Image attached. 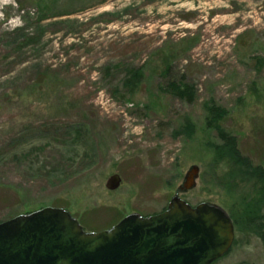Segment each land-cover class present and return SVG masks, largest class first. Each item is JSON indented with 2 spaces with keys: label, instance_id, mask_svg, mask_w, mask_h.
<instances>
[{
  "label": "rangeland",
  "instance_id": "374dc122",
  "mask_svg": "<svg viewBox=\"0 0 264 264\" xmlns=\"http://www.w3.org/2000/svg\"><path fill=\"white\" fill-rule=\"evenodd\" d=\"M264 0H0V223L51 207L86 232L131 214L164 212L175 196L225 211L203 184L218 140L206 107L244 157L264 166ZM117 64L144 69L133 94ZM196 90L189 104L162 91L163 68ZM192 139L174 137L185 120ZM199 167L196 187L182 192ZM119 175L121 185L106 183ZM239 240L218 264H264Z\"/></svg>",
  "mask_w": 264,
  "mask_h": 264
},
{
  "label": "water",
  "instance_id": "95a60500",
  "mask_svg": "<svg viewBox=\"0 0 264 264\" xmlns=\"http://www.w3.org/2000/svg\"><path fill=\"white\" fill-rule=\"evenodd\" d=\"M199 167L180 191L196 187ZM119 175L106 183L121 185ZM235 241V227L222 208L193 207L178 196L159 214H131L110 230L89 233L67 211L46 207L0 223V264H214Z\"/></svg>",
  "mask_w": 264,
  "mask_h": 264
},
{
  "label": "trees",
  "instance_id": "16d2710c",
  "mask_svg": "<svg viewBox=\"0 0 264 264\" xmlns=\"http://www.w3.org/2000/svg\"><path fill=\"white\" fill-rule=\"evenodd\" d=\"M259 63L264 65V59H260ZM114 67L109 68L106 74L110 77L119 71L122 76V88L129 94L136 92L144 82L142 67L128 64H117ZM171 69L170 65L163 68L161 74L167 80L162 91L181 101L194 103L197 96L195 88L183 79H172ZM206 112V127L217 134L218 140L207 144L212 152V159L208 172L201 178L203 184L218 188L230 199L226 212L235 227V241L229 253L238 245L237 236L244 240L246 245L251 238H255L264 246V166L253 165L249 158L241 154L237 138L223 126L228 115L226 109L211 103L207 105ZM194 134V123L186 119L183 126L174 130L172 135L192 139ZM222 259L214 264H218Z\"/></svg>",
  "mask_w": 264,
  "mask_h": 264
}]
</instances>
